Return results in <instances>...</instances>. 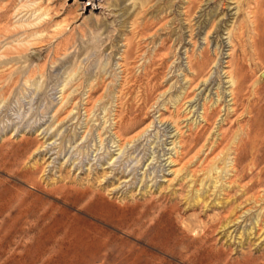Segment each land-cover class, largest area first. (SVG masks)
Masks as SVG:
<instances>
[{
	"label": "rangeland",
	"instance_id": "rangeland-1",
	"mask_svg": "<svg viewBox=\"0 0 264 264\" xmlns=\"http://www.w3.org/2000/svg\"><path fill=\"white\" fill-rule=\"evenodd\" d=\"M148 1L0 0V264H264V5Z\"/></svg>",
	"mask_w": 264,
	"mask_h": 264
},
{
	"label": "bare ground",
	"instance_id": "bare-ground-1",
	"mask_svg": "<svg viewBox=\"0 0 264 264\" xmlns=\"http://www.w3.org/2000/svg\"><path fill=\"white\" fill-rule=\"evenodd\" d=\"M35 1V0H34ZM152 1V0H151ZM8 3V2H7ZM148 3V5H149V1L148 0H141V6L142 5H145V7H147L148 5H146ZM4 4V3H3ZM251 4V3H250ZM256 6L257 7H261L262 8V5H264V0H256ZM31 5V4H30ZM2 7V6H1ZM0 7V9H1V11H0V22H1V20L3 19V16L4 15H6V8H8L6 5H4L3 6V8H5V9H3V8H1ZM23 7V6H22ZM143 7V6H142ZM43 8V6L42 5H40V4H38L36 7H35V9H34V12L36 11V10H41ZM50 8V7H49ZM142 9V8H141ZM47 9H45V11H46ZM142 12V11H141ZM249 12V15L251 14L252 15V17H255V12H256V10H250V11H248ZM247 12V13H248ZM45 14H47V12H44ZM43 13V14H44ZM41 14V13H40ZM264 14V13H263ZM53 18V17H52ZM254 20H253V30L255 31L253 34H254V39H255V43L257 42V40H258V37H260V36H264V15L263 16H260V15H257V17L256 18H253ZM37 20V19H36ZM138 20V19H137ZM60 22V21H59ZM2 24V23H1ZM60 27H63V25H62V23H59L58 24ZM65 27V26H64ZM68 28V27H67ZM62 29V28H61ZM59 31V30H58ZM57 31V32H58ZM34 34V33H33ZM37 34V33H36ZM35 35V34H34ZM240 37V36H239ZM251 37V36H250ZM253 38V37H252ZM234 42V41H233ZM235 47V46H234ZM4 54V53H3ZM203 63V62H202ZM205 63V62H204ZM235 81V80H234ZM235 85H237V84H235ZM232 87V86H231ZM232 89H235V87H233ZM236 91V90H235ZM234 93V92H233ZM232 93V94H233ZM234 95V94H233ZM232 95V96H233ZM233 98V97H232ZM234 99V98H233ZM232 100V99H231ZM234 101V100H233ZM205 106V105H204ZM205 111V110H204ZM229 113V112H228ZM206 115V114H205ZM205 115H202V117H203V119H205L206 120V122H207V118H206V116ZM117 124V123H116ZM116 129V128H115ZM114 129V130H115ZM115 132V131H114ZM116 134H117V132H116ZM119 137H120V134H119ZM124 141V140H123ZM126 142V141H125ZM124 142V143H125ZM123 143V144H124ZM121 145V144H120ZM124 145H122L121 147H123ZM120 147V148H121ZM174 159V158H173Z\"/></svg>",
	"mask_w": 264,
	"mask_h": 264
}]
</instances>
